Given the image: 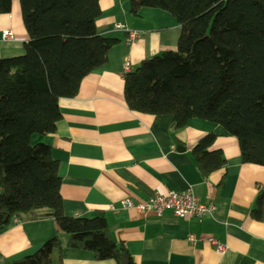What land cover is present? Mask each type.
Listing matches in <instances>:
<instances>
[{
  "label": "trees",
  "instance_id": "1",
  "mask_svg": "<svg viewBox=\"0 0 264 264\" xmlns=\"http://www.w3.org/2000/svg\"><path fill=\"white\" fill-rule=\"evenodd\" d=\"M20 7L28 35L20 56L0 59V231L26 220L51 219L57 233L33 254L0 264H61L64 249L97 261L134 264L108 230L105 216H68L60 195L59 164L50 148L32 144L60 120L59 100L76 96L80 83L107 62L119 39L97 32L100 0H0V14ZM168 12L179 25L175 50L143 60L123 78L132 112L172 116L183 128L192 118L222 127L237 140L242 164L264 167V0H128ZM216 136L194 146L197 171L206 178L226 160L210 149ZM264 187L251 217L260 220Z\"/></svg>",
  "mask_w": 264,
  "mask_h": 264
},
{
  "label": "crops",
  "instance_id": "2",
  "mask_svg": "<svg viewBox=\"0 0 264 264\" xmlns=\"http://www.w3.org/2000/svg\"><path fill=\"white\" fill-rule=\"evenodd\" d=\"M99 4L97 32L119 42L108 51L107 62L83 78L75 97L59 100L55 132L31 138L32 144L48 146L59 164L64 213L89 219L102 212L112 239L124 245L134 264H264V209L260 220L251 217L264 187V167L242 164L237 140L216 124L192 118L176 129L172 116L136 113L126 105L125 61L134 71L143 60L175 50L177 21L152 8L132 16L128 0ZM115 24L139 32L138 37L127 44L128 35L115 30ZM4 31L12 37L4 39ZM27 41L14 1L9 13L0 14V59L22 55ZM207 133L216 136L210 149L220 150L226 163L204 178L192 150ZM187 190L201 203H213L214 214L178 219L120 208L125 198L141 202L156 192ZM56 233L51 219L17 222L0 231V259L13 262L31 255ZM210 238L225 252H216ZM61 258V264H116L77 249H64Z\"/></svg>",
  "mask_w": 264,
  "mask_h": 264
},
{
  "label": "built area",
  "instance_id": "3",
  "mask_svg": "<svg viewBox=\"0 0 264 264\" xmlns=\"http://www.w3.org/2000/svg\"><path fill=\"white\" fill-rule=\"evenodd\" d=\"M115 30H120L125 32L128 37L126 40L127 44H130L139 35V32L129 30L124 25L115 24ZM4 39L11 38L12 35L8 31L2 33ZM131 71L130 62L125 61L123 67V75ZM113 209L112 207H110ZM120 208L124 210H135L139 213H149L152 212L158 216L164 213H170L173 217L178 219L184 218H202L204 216H211L214 214L216 207L213 203L203 204L199 199L192 193V191L187 190L183 192L176 191H166L165 193L156 192L151 195L146 201H133L130 198H125L120 201ZM188 240L193 242L194 237L190 235ZM208 243L214 248L218 253L225 252V246L221 245L218 241L213 238L208 239Z\"/></svg>",
  "mask_w": 264,
  "mask_h": 264
}]
</instances>
